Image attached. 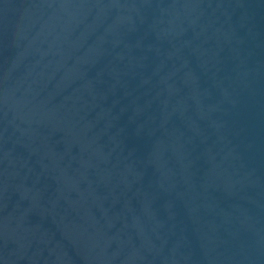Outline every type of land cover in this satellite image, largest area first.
Here are the masks:
<instances>
[{
    "label": "water",
    "instance_id": "95a60500",
    "mask_svg": "<svg viewBox=\"0 0 264 264\" xmlns=\"http://www.w3.org/2000/svg\"><path fill=\"white\" fill-rule=\"evenodd\" d=\"M0 264H264V0H0Z\"/></svg>",
    "mask_w": 264,
    "mask_h": 264
}]
</instances>
